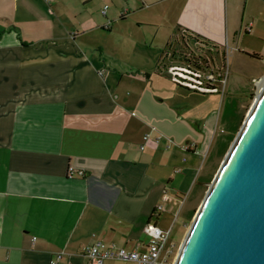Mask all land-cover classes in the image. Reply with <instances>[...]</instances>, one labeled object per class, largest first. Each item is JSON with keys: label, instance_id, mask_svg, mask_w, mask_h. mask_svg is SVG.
I'll list each match as a JSON object with an SVG mask.
<instances>
[{"label": "crops", "instance_id": "1", "mask_svg": "<svg viewBox=\"0 0 264 264\" xmlns=\"http://www.w3.org/2000/svg\"><path fill=\"white\" fill-rule=\"evenodd\" d=\"M92 1L0 0V264H86L95 239L144 250L163 202L185 201L199 179L200 148L164 137L179 115L191 124L192 91L159 62L119 59L125 37L87 15ZM163 1L210 13L209 0Z\"/></svg>", "mask_w": 264, "mask_h": 264}, {"label": "rangeland", "instance_id": "2", "mask_svg": "<svg viewBox=\"0 0 264 264\" xmlns=\"http://www.w3.org/2000/svg\"><path fill=\"white\" fill-rule=\"evenodd\" d=\"M209 1L211 8L206 16H199L194 12L196 10H173L163 0H93L86 11L87 15L98 16L116 33L124 35L119 59L147 65L159 62L160 71H168L172 78L192 91L188 97V103L192 104L188 117L194 127L185 121L186 115H179L174 122L177 129L171 130V136L163 135L170 145L181 147L180 142L185 139L184 147L197 145L201 150L197 165L199 179L196 178L190 187L185 201L163 202L166 212L158 221L160 229L171 228L169 245L174 244L173 262L210 184L257 99L264 79V0ZM105 5L108 6L107 20L101 14ZM218 8L219 13L215 15ZM178 26L207 31L204 33L207 40L219 48H228L224 64L218 65L221 67L218 73L225 75L226 79L223 90L218 83L210 84L201 77L173 73L181 65L186 66L184 57L190 53ZM105 38L97 36L91 40L104 47ZM108 40L112 38L109 36ZM175 103H181V94L175 97ZM208 115L209 124H206Z\"/></svg>", "mask_w": 264, "mask_h": 264}, {"label": "water", "instance_id": "3", "mask_svg": "<svg viewBox=\"0 0 264 264\" xmlns=\"http://www.w3.org/2000/svg\"><path fill=\"white\" fill-rule=\"evenodd\" d=\"M174 264H264V84Z\"/></svg>", "mask_w": 264, "mask_h": 264}, {"label": "built area", "instance_id": "4", "mask_svg": "<svg viewBox=\"0 0 264 264\" xmlns=\"http://www.w3.org/2000/svg\"><path fill=\"white\" fill-rule=\"evenodd\" d=\"M108 6L102 10V14L106 15ZM228 48L226 47V54ZM225 54V56H226ZM217 73L219 72L216 69ZM214 70L206 71L203 76L200 75L203 80L206 79L211 84L218 83L222 90L225 87L226 79L225 75L216 73ZM214 89V88H213ZM150 139V134L144 136V141ZM161 136L156 138L159 141ZM143 149V147H142ZM177 172H181L178 169ZM79 176H85L83 171H76L74 168L69 169V176L74 174ZM163 211L162 206L156 208L155 215H159ZM145 234L148 236V242L144 250L128 251L123 248H119L116 244H106L102 240L95 239L94 243L82 248L81 255L86 259V264H104L108 260L124 261L127 264H174V244L169 245V239L171 234V228L169 230H162L152 223H148L144 229ZM36 238H34V241ZM62 255H58L52 260V264L57 263Z\"/></svg>", "mask_w": 264, "mask_h": 264}, {"label": "flooded vegetation", "instance_id": "5", "mask_svg": "<svg viewBox=\"0 0 264 264\" xmlns=\"http://www.w3.org/2000/svg\"><path fill=\"white\" fill-rule=\"evenodd\" d=\"M186 37L187 48L189 49L190 55L188 54L189 56H185L186 66L181 65L180 68L175 71L177 75L199 78L201 73L204 74L208 70L221 68L218 67V65L224 64L225 62L226 48L222 49L217 45L215 47V44L209 40L193 34H186ZM211 44H213V47L210 46ZM222 50L224 52H222Z\"/></svg>", "mask_w": 264, "mask_h": 264}, {"label": "bare ground", "instance_id": "6", "mask_svg": "<svg viewBox=\"0 0 264 264\" xmlns=\"http://www.w3.org/2000/svg\"><path fill=\"white\" fill-rule=\"evenodd\" d=\"M263 84H264V79H262V82L260 83V91H261V88H262V86H263ZM260 93V92H259ZM259 95V94H258ZM250 112V111H249ZM249 114V113H248Z\"/></svg>", "mask_w": 264, "mask_h": 264}, {"label": "trees", "instance_id": "7", "mask_svg": "<svg viewBox=\"0 0 264 264\" xmlns=\"http://www.w3.org/2000/svg\"><path fill=\"white\" fill-rule=\"evenodd\" d=\"M186 34H187L186 32L183 33V38L187 39ZM215 47H216V44H215ZM184 59H185V57H184Z\"/></svg>", "mask_w": 264, "mask_h": 264}]
</instances>
